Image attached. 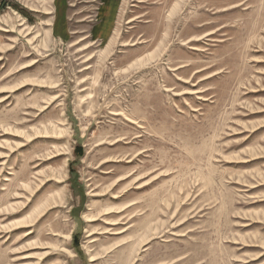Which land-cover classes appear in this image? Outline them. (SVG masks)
Masks as SVG:
<instances>
[{
  "label": "rangeland",
  "instance_id": "374dc122",
  "mask_svg": "<svg viewBox=\"0 0 264 264\" xmlns=\"http://www.w3.org/2000/svg\"><path fill=\"white\" fill-rule=\"evenodd\" d=\"M66 1L0 0V264H264V0Z\"/></svg>",
  "mask_w": 264,
  "mask_h": 264
},
{
  "label": "crops",
  "instance_id": "0c3cea01",
  "mask_svg": "<svg viewBox=\"0 0 264 264\" xmlns=\"http://www.w3.org/2000/svg\"><path fill=\"white\" fill-rule=\"evenodd\" d=\"M57 4L60 6L58 14L61 16L60 21L63 23V9H66V0H56ZM87 2L96 3L97 13H95V22L90 27V34L94 38L99 39L104 42L109 40L112 32L115 29V23L118 15V9L120 5V0H88ZM58 6V7H59ZM49 13V12H46ZM116 35V34H115ZM115 36L111 38L108 43V48L114 44Z\"/></svg>",
  "mask_w": 264,
  "mask_h": 264
}]
</instances>
